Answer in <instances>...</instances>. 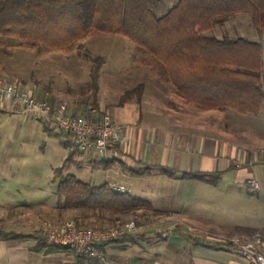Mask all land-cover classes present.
Here are the masks:
<instances>
[{"label":"rangeland","instance_id":"obj_1","mask_svg":"<svg viewBox=\"0 0 264 264\" xmlns=\"http://www.w3.org/2000/svg\"><path fill=\"white\" fill-rule=\"evenodd\" d=\"M170 1L160 0L162 10L157 8L155 13L160 15L165 9L162 7ZM225 27L228 28V23ZM219 29L217 24L209 33ZM97 56L103 62L98 83L94 85L90 82V70ZM0 76L21 83L38 96L63 97L68 101L71 112L86 117L142 108H172L181 111L179 119L188 124L204 121L206 126L215 123L221 128L228 127L235 140L240 142L259 144L264 140V98L260 111L254 114L233 110L225 113L199 111L201 108L197 109L193 104L169 94L173 87L156 61L117 34L93 33L85 37L80 46L65 51H37L26 42L0 34ZM23 114L29 115L26 110ZM20 120L14 115L11 123L8 121L6 142L10 144H0L2 238L19 240L37 235L39 243L51 246L40 241L42 224L65 220H72L81 228H110L133 220L141 227L123 237L151 232L165 238L173 231H180L192 241L224 248H227L230 238L249 240L254 233L264 231V188L252 190L243 184L232 186L228 181L220 182L222 186L217 189L206 182L192 183L185 203L186 216L190 220L174 214H149L150 210H147L108 215L109 222H102L83 217L77 209L62 208L64 196L57 191L61 175L72 174L84 182L95 183L89 180V175H99L101 170H93L88 152L80 151L70 142L68 135L49 120L46 123ZM6 160L7 164H3ZM109 185L126 192L121 185ZM144 186L138 183L133 195L151 199L150 194L144 193L156 194V184L153 182L149 190H142ZM26 220H42L38 232L21 234L20 225ZM112 220L116 222L113 224ZM157 228L170 230V233L162 236L154 232ZM56 247L63 252L78 254L73 249ZM103 256L106 262L98 261L108 264L104 252Z\"/></svg>","mask_w":264,"mask_h":264},{"label":"trees","instance_id":"obj_2","mask_svg":"<svg viewBox=\"0 0 264 264\" xmlns=\"http://www.w3.org/2000/svg\"><path fill=\"white\" fill-rule=\"evenodd\" d=\"M156 4L157 0H0V34L37 51H65L93 33L117 34L156 61L186 102L201 109L257 113L264 98L260 44L242 37L218 38L209 31L236 13L247 14L255 28L264 30V0H177L162 15L155 13ZM102 62L100 56L93 59L94 85ZM87 117L98 120L92 114ZM57 191L64 196L62 208L102 222H109L108 215L152 209L143 198L72 174L59 177Z\"/></svg>","mask_w":264,"mask_h":264},{"label":"crops","instance_id":"obj_3","mask_svg":"<svg viewBox=\"0 0 264 264\" xmlns=\"http://www.w3.org/2000/svg\"><path fill=\"white\" fill-rule=\"evenodd\" d=\"M176 1L171 0L166 7L164 5L162 8L165 9L160 15L167 12ZM160 5L163 4L157 0L155 9L160 8ZM227 23L228 28L225 27ZM219 28L220 31L213 32L218 38L242 37L260 44L263 87L264 30L255 28L250 17L243 13L229 17ZM169 94L184 102L174 90ZM23 110L20 106H0V144H10L6 142V129H9L8 121L11 123L14 115L21 122L30 119L32 122L46 123L43 118L32 120L28 114H23ZM199 111L225 113L230 110ZM107 113L111 121L124 124L127 139L122 145L110 146L104 156L88 151L90 167L101 170L99 175H89V180L95 183H88H115L133 195L138 183L145 185L142 190H149L154 182L156 194L144 193L150 194L151 199L134 195L151 204L149 214H174L190 220L186 216L185 203L188 202L192 183L196 184L197 181L206 182L213 189L221 188L222 181H228L232 186L243 184L250 189L248 180L255 179L259 183V190L264 188V152H259L264 147V140L259 144L240 142L235 140L233 131L228 127L221 128L215 123L206 126L204 121L188 124L179 119L181 111L172 108ZM95 117L99 119L101 115ZM7 160L3 164H7ZM184 174L205 176L184 177ZM42 220H26L20 225L19 232L25 235L38 232ZM60 250L56 246L39 243L37 235L19 240L0 237V264H103L87 256ZM102 250L108 264H252L242 255L221 245L192 241L180 231H173L165 238L151 232L136 237H121L103 244Z\"/></svg>","mask_w":264,"mask_h":264},{"label":"built area","instance_id":"obj_4","mask_svg":"<svg viewBox=\"0 0 264 264\" xmlns=\"http://www.w3.org/2000/svg\"><path fill=\"white\" fill-rule=\"evenodd\" d=\"M0 106L9 108L20 106L29 113L32 120L43 118L66 133L69 140L80 151H93L104 156L112 145L126 142L124 124L111 121L108 115H102L97 121L70 111L68 101L63 97H39L30 88L19 82H13L0 76ZM264 152V147L259 149ZM252 190L259 189L255 179L248 180ZM117 191L123 192L122 188ZM133 220L110 228L76 226L72 220L62 222L45 221L41 228L40 241L45 245L61 246L73 249L76 253L106 262L102 245L132 234L139 229ZM156 233L166 236L170 230L157 228ZM227 249L242 255L252 264H264V231L256 232L249 240L230 238Z\"/></svg>","mask_w":264,"mask_h":264}]
</instances>
